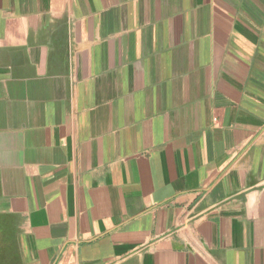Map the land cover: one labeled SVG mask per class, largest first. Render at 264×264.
<instances>
[{"label": "crops", "instance_id": "obj_1", "mask_svg": "<svg viewBox=\"0 0 264 264\" xmlns=\"http://www.w3.org/2000/svg\"><path fill=\"white\" fill-rule=\"evenodd\" d=\"M0 264H264V0H0Z\"/></svg>", "mask_w": 264, "mask_h": 264}]
</instances>
